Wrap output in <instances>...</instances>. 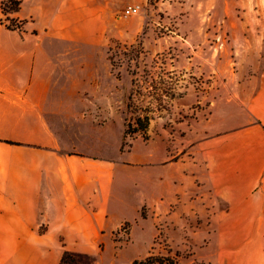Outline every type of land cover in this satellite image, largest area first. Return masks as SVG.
I'll return each mask as SVG.
<instances>
[{
  "label": "crops",
  "instance_id": "crops-1",
  "mask_svg": "<svg viewBox=\"0 0 264 264\" xmlns=\"http://www.w3.org/2000/svg\"><path fill=\"white\" fill-rule=\"evenodd\" d=\"M106 1L21 0L11 16L21 30L0 22V264H60L64 250L90 255L132 222L120 160L87 146L84 109L66 99L83 85L77 74L73 85L75 50L98 43L112 16ZM226 5L237 18L227 29L249 44H230L225 98L212 102L189 152L166 158L178 177L163 178L145 203L157 217L161 206L180 205L188 178L203 260L264 264V0Z\"/></svg>",
  "mask_w": 264,
  "mask_h": 264
},
{
  "label": "rangeland",
  "instance_id": "rangeland-1",
  "mask_svg": "<svg viewBox=\"0 0 264 264\" xmlns=\"http://www.w3.org/2000/svg\"><path fill=\"white\" fill-rule=\"evenodd\" d=\"M106 6L112 16L98 43L75 50L73 85H79L76 74L83 85L66 99L84 109L91 135L87 146L120 160L116 177L128 195L125 217L132 222L94 244L90 256L97 264L147 258L146 264H207L195 232L199 225L189 216L194 183L187 178L183 203L161 206L158 217L147 212L145 199L161 191L163 178L178 177L166 158L189 152L207 130L212 102L226 96L230 44H249V37L227 29L237 18L226 0H113ZM129 7H139L138 13L125 16ZM252 41L258 44L257 36ZM146 115L147 139L124 137L127 126Z\"/></svg>",
  "mask_w": 264,
  "mask_h": 264
},
{
  "label": "trees",
  "instance_id": "trees-1",
  "mask_svg": "<svg viewBox=\"0 0 264 264\" xmlns=\"http://www.w3.org/2000/svg\"><path fill=\"white\" fill-rule=\"evenodd\" d=\"M21 0H0V22L9 30H21L23 22L13 19L11 16L21 10ZM129 107L130 104H129ZM150 118L146 115L137 117L135 123L129 124L124 131V137H133L141 135L147 139V130L149 127ZM18 145V143L10 142ZM151 258L146 260H136L134 264H146ZM60 264H97L89 254L77 253L69 250H64Z\"/></svg>",
  "mask_w": 264,
  "mask_h": 264
},
{
  "label": "built area",
  "instance_id": "built-area-1",
  "mask_svg": "<svg viewBox=\"0 0 264 264\" xmlns=\"http://www.w3.org/2000/svg\"><path fill=\"white\" fill-rule=\"evenodd\" d=\"M139 11V7H129L125 10V16H133L136 15Z\"/></svg>",
  "mask_w": 264,
  "mask_h": 264
}]
</instances>
